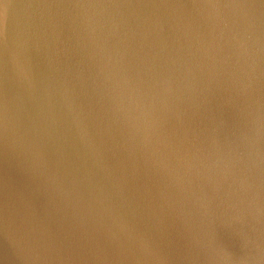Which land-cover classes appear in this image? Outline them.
<instances>
[{"label":"water","instance_id":"95a60500","mask_svg":"<svg viewBox=\"0 0 264 264\" xmlns=\"http://www.w3.org/2000/svg\"><path fill=\"white\" fill-rule=\"evenodd\" d=\"M0 264H264V0H0Z\"/></svg>","mask_w":264,"mask_h":264}]
</instances>
